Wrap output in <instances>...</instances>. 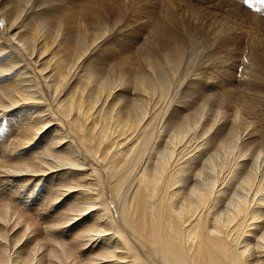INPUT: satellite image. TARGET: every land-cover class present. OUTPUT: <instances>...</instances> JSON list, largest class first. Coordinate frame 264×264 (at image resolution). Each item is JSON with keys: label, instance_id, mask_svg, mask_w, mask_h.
I'll list each match as a JSON object with an SVG mask.
<instances>
[{"label": "bare ground", "instance_id": "6f19581e", "mask_svg": "<svg viewBox=\"0 0 264 264\" xmlns=\"http://www.w3.org/2000/svg\"><path fill=\"white\" fill-rule=\"evenodd\" d=\"M251 1L264 7V0ZM60 2L0 0V112L11 110L0 119V177H10L0 181V264H264V170H257L264 159V21L253 24L240 73L244 88L238 91L222 68L205 64L195 77L201 84L182 87L183 111L170 109L168 118L167 107L160 110L167 89L183 83L195 46L225 32L222 21L238 9L223 10L221 29L212 25L202 37L168 11L167 24L153 29L140 52L121 64L93 56L79 72L77 61L117 28L120 10L107 12L102 3L84 9L71 32L63 22L71 16L56 11ZM212 6L206 10L219 3ZM208 52L207 60L219 61L217 48ZM216 81L219 89L209 90ZM259 112L261 123L254 119ZM210 128L215 131L207 137ZM239 130L247 131L248 140L242 147L235 142L236 151L230 145L231 157L216 162L220 172L208 183L184 187L189 158L199 152L204 161L212 158ZM161 139L163 154L156 150ZM242 156L253 162L241 163ZM70 165L87 170L71 174L64 170ZM239 168L235 185L241 194L229 193L222 206L224 187ZM67 188L84 191L52 209ZM18 193L20 202L13 199ZM85 205L100 211L79 231L70 230L67 238L45 231L67 223L68 213L85 211ZM89 229L111 235L88 247L93 238L81 231ZM113 255L115 262L106 261Z\"/></svg>", "mask_w": 264, "mask_h": 264}, {"label": "rangeland", "instance_id": "374dc122", "mask_svg": "<svg viewBox=\"0 0 264 264\" xmlns=\"http://www.w3.org/2000/svg\"><path fill=\"white\" fill-rule=\"evenodd\" d=\"M59 1H61L60 3L62 5H60V3H59V5H56V11L57 12H63V13H65V15H70L71 16L69 19L63 20L64 25H66L71 32L78 30L77 25L81 21V20H79V16H80V13L84 9H87V8L92 9V7L96 8V7H98V6H96L98 3H102V5H99V6H103L104 10L107 11V12L108 11L114 12L113 10L118 11V9H119L120 10V12H119L120 13L119 14L120 20L117 23V27H118V25H120L122 23V21H123L124 17L126 16L128 10L136 2L135 1L133 3L132 0H59ZM153 2L157 6H155L153 8L144 9V10H138L137 13H136V15L141 17V19L139 20V23L142 24V25H146V28L138 29L137 32L135 33V35L141 37L140 39L134 40V41L125 40V41H123L121 43L120 47H117L116 45H112V47H109L108 49L106 48L105 53L108 54L107 58L110 57V63L111 64H113L114 62L118 63V64H121L124 60H126L127 57L134 56L135 53L140 52L141 48L143 47V44H145L146 41H150V39H151L150 37H151L153 29L155 27H157V26H161V25L163 26L164 24H167V20L166 19H167L168 11H172L174 13V15L180 17L182 19V23L184 24L186 29H188L190 27L191 29L189 28L188 30H193V31L195 30L194 33H196L198 36L202 37V35L203 36L209 35L206 30L211 28L212 25L218 26V28H220V25H219L218 22H220L221 18L218 16V14H221L223 12V10L231 9V8H225V9L217 10L219 8V6H218V8L216 10H209V9L206 10V8H207L206 6L209 5V7H210V6H212V4L214 2L215 3H219V0H153ZM116 3H118L117 7H116ZM122 4H124V6L119 8V6H121ZM203 7H204V9H202ZM244 7H245V11L243 13L247 14L246 17L249 20H251V21L247 20L246 17H241V20H239V21L236 20L235 17L231 18V20H229V17H227L228 19L226 21L225 20L222 21L223 22V28H222L223 31L226 32V30H228L229 28H233V29H235L238 32V35H236V36H234V37H232L230 39L225 40V44H227L226 47L217 48V51H218L217 54H218L219 57L216 59V60H218V59L222 60L223 58H225V59H228L230 61H238L239 62V63H232L231 67L227 71L224 70L226 72V75H225L226 81H229V80L231 82L233 81L232 83H234V88L237 89L238 91L242 90V88H244L243 79L241 78V74L240 73H241V71H243V67H244L243 64H245L244 56L247 55V53L249 51V40H250L252 34L254 33L253 24L258 22V24L260 25L264 21V7L262 5L259 6L258 3H254L253 1L248 0V3L245 4ZM258 9H259V11H257ZM208 10H209V12H208ZM211 12H212V14H211ZM236 12H238V11H233V12H229V13H236ZM187 13L190 14V15H193V16H191L192 18H190V16ZM184 15H185V18H182V17H184ZM195 15L199 16V18H196V20H197L196 22H198V23H195ZM239 15H241V14H239ZM214 18H215V20H214V22H212V20ZM228 20H229V22H228ZM244 20H246L247 23H244L243 22ZM203 22L205 23V25H204ZM0 23L3 24L4 22L0 19ZM261 28L262 27H260L259 31L262 30ZM196 29L198 31H196ZM198 32H200L201 34L198 33ZM241 40L243 41V43H241ZM203 44L201 43L200 46H198V45L195 46V50H194V53H193L194 57L189 62H191V63L195 62L196 58H198V56L200 55L201 50H203L202 47H201ZM263 48H264V46H263ZM211 49H215L216 50L215 47L211 48ZM198 50H200V51H198ZM234 53H239V55H234ZM197 54H199V55H197ZM220 56H222V57H220ZM208 61L210 62V60H208ZM203 67L205 68V64L201 68H203ZM233 68H238L239 71H235L234 72V71H232ZM202 70H204V69H202ZM219 77H220V74L218 75V78ZM185 80L181 84L182 86L180 85L179 87H175V88H173V86L172 87L169 86V88L167 89L168 90L167 91V96L165 98L166 101L169 102L170 98L175 95V92L173 91V89L179 91L180 89L184 88L183 85L185 83ZM241 81H242V83H241ZM222 85H224V82L222 83ZM220 86H221V82L216 81L214 83H211V85L209 86V90L214 89L215 91H217L219 89L218 87H220ZM240 87H241V89H240ZM168 102L167 103L165 101L162 102L161 103V107H160V108L163 109V110L160 109L161 112L165 111V109L167 107V109L165 111V115L166 116L168 115V113H169V111L171 109V107H170L171 105L170 106L167 105ZM165 105H167V106H165ZM223 110H225V108ZM208 111H210V112H208V114L211 113V110L208 109ZM227 111H228V109L225 110V112H227ZM230 112H231V110L228 113H230ZM262 114H263L262 112H259L258 113V117L257 118L255 117L254 119L259 121L260 123L263 122ZM5 119H8V117L5 116ZM249 120H251V119H249ZM199 126L201 127V124ZM217 126H218V124L216 126H214V128H216ZM200 127H198V129L196 130V131H198V132H196L197 134H199V132H200V129H199ZM164 128L166 129L167 127H164ZM209 130L207 131V133H209L207 135V137H209L210 134H212L213 131H215L214 129H211L212 133H210ZM164 132H165V130H164ZM1 133L5 134V130H2ZM207 133L203 134L204 136L201 137V138L206 137ZM246 133H247V131H245V130L244 131H240L239 130L237 132V135H236L237 137L235 136V138H233L232 141L231 140L226 141L224 143V146L221 147L220 150H218L215 154H213L212 158L210 157L206 161H204V159H203V157L206 158V155L204 154L203 151H202L203 153L199 152L200 153L199 156H197L198 153H195L194 155L197 156L198 163L197 162H193L191 164L190 167H192V168H189V171L191 172V181L190 182H188V181L186 182V180H183L184 181L183 186L185 187V185L187 186V184H192V183H196V184L198 183L199 184V182H200L201 185H203V183H205L204 181L209 180V179L211 180V177L214 175V172L215 173L216 172L217 173L220 172L219 171L220 169H218V168H220V165H218L219 166L218 167L217 164L218 163L221 164L223 161H225L226 159L231 157V155H232L231 150L232 149H231L230 145L234 146L233 144L236 142L235 144H238L239 147H242L243 146L242 145L243 142H246L248 140L249 134L248 133L246 134ZM190 134H191V132H189V135ZM187 136H188V134H187ZM162 146L164 147V151L162 150L163 149ZM232 148L235 149L234 151H236L235 146L232 147ZM3 149H4V145H2L0 143V161L1 160H5V157H4L5 153L3 152L4 151ZM156 150L159 153H161V154L165 153V145H163V142L162 143L158 142L156 144ZM198 157H200V158H198ZM201 159H202V161H201ZM214 159H215V161H213ZM241 160H243V161L245 160L246 161V163H245L246 165L247 164L250 165L251 162H253V159L251 160L250 156H242ZM257 160H259L258 161V163H259L260 162V158L257 159ZM262 161L263 162H260L259 166L257 167V170L259 169V171H260V169H262V172H263V170H264V159ZM207 162H209V164ZM216 162H217V164H216ZM204 164H206L207 167ZM209 165H210V167H208ZM195 166L197 168H195ZM207 168H208V170H207ZM198 170H199V174H198ZM236 170L234 171L233 176L230 178L232 181L229 179L230 181L228 180L229 181L227 183L228 185L226 184L225 187H224V190L230 189V188L231 189H230L229 192L228 191L224 192L223 200L220 203V205L222 204V206L225 205V201H227V198L230 196L231 193H234V194L236 193L235 195H239V193L241 194V192H240L241 189L238 187L240 189V190H238L237 186L235 185V180H239V176L240 175L238 176L237 174L239 173L240 168L236 169ZM259 171H258V175L261 174V172L259 173ZM209 173H212V174H209ZM209 176H211V177H209ZM234 176H236L237 179ZM199 177H200V179H199ZM207 177H208V179H207ZM206 183H208V181H206ZM233 190H236V192L233 191ZM226 192H227V197L225 198V193ZM231 196H232V194H231ZM6 199L7 198H5V200ZM37 208L38 207L36 205H33V204H31V206H30V210L31 211L33 210V212H35Z\"/></svg>", "mask_w": 264, "mask_h": 264}, {"label": "snow or ice", "instance_id": "6c2138e0", "mask_svg": "<svg viewBox=\"0 0 264 264\" xmlns=\"http://www.w3.org/2000/svg\"><path fill=\"white\" fill-rule=\"evenodd\" d=\"M248 3V0H219V8L217 10L225 9V8H235L238 9V12L236 13H228L230 16H234L236 20H241V17L239 13H242L245 11L244 5ZM157 6L154 4L153 0H136L135 4L128 10L126 16L124 17L122 23L115 29V30H110L109 32L105 33L102 39L98 40L96 44L92 46L91 49L87 53H85L84 56L81 57L79 61H77V64L80 65L78 71L82 72V66L85 65L93 56L98 57L99 59H107L108 54H102L103 49L106 47L108 44H113L116 45L117 47L121 46V43L125 40L127 41H134L138 40L141 37L135 35L138 29H143L146 28V25H142L139 23V20L141 17L136 15L138 10H144L148 8H153ZM259 11V9L257 10ZM244 23H247L246 20L243 21ZM0 27H3V24H0ZM16 28L13 27L11 31H15ZM238 35V32L233 29L229 28L226 30V32H223L219 34L217 37H214L210 40H207L206 43H204L202 47V51L198 58L195 60L194 63L190 65V71L188 74V77L185 80L184 87L187 88L189 84L193 85H199L201 84V81L198 79H195L197 75V71L204 65L208 64L209 67H217V68H222L223 70L227 71L232 63H239L238 61H230L228 59H222L219 61L215 62H209L206 57L209 55L208 49L210 48H219L221 44L225 42V40L230 39L234 36ZM15 39V38H14ZM241 43L243 41L241 40ZM0 47H4L2 43H0ZM11 53H4L3 56L6 57L7 55H10ZM234 55H239V53H234ZM18 70V69H17ZM91 71L95 72L96 68L93 67L90 69ZM232 71H239L238 68H233ZM75 82V81H73ZM124 89H120L118 91H122ZM196 89H193L195 91ZM175 92V95L170 98L169 103L171 105V110H178V111H183V109L180 107L182 103V96H183V89H180L179 91L173 89ZM18 107V106H15ZM169 111L168 113V118L171 117L172 111ZM11 110H3V112H0V119H3L5 114L10 112ZM149 119L151 118L150 116L148 117ZM50 125H46L44 129L41 130V132L37 133V137ZM212 132V130H209ZM166 134V133H165ZM207 135V134H206ZM163 140L161 139L160 143H162ZM64 143H67L65 141ZM204 151H207L205 149ZM200 153L197 154L199 156ZM197 156L190 157L187 163L192 164L193 162H197ZM241 163H246V161H242ZM150 166V165H149ZM69 171L71 174H78L82 173L83 171H86L87 169H78L76 166H68L67 169H64ZM242 170V169H241ZM9 171V170H5ZM31 170H29L30 172ZM185 172L187 173L186 175L182 176L181 179L186 180L188 182L191 181V172L189 169H185ZM13 176L21 175L20 173H13ZM35 175H41V174H35ZM4 180H10V177H0V181ZM230 189H226V191H229ZM81 191H84L83 189H77V188H67L64 189L65 194L57 201H55L52 209L59 205L65 197L69 196L70 194L73 193H79ZM20 193L15 194L13 196V199L16 200L17 202H20L19 200ZM259 199L264 200V193L260 194ZM28 207V206H27ZM85 211L76 213V212H70L68 215L70 216V219L67 221V223L64 224H58V223H53L48 225V227L45 229V231H52L55 230L56 235L61 236L62 238H67L65 234L68 233L70 230L75 229L77 231L80 230V227H77L78 225L81 224L82 221H84L88 217H93L98 211H100L98 206H93V207H87V205L84 206ZM51 210V209H50ZM252 210H257L255 206H253ZM259 210L264 212V205H260ZM89 221L88 223H90ZM86 224V223H85ZM83 224V225H85ZM81 235L83 237H92L93 239L91 242L88 244V247H93L94 245H98L103 238L111 235L110 233L104 232L103 230L101 231H93L89 229L88 231H81ZM59 247V245H57ZM106 261L110 262H115L116 261V256H108L105 258Z\"/></svg>", "mask_w": 264, "mask_h": 264}]
</instances>
